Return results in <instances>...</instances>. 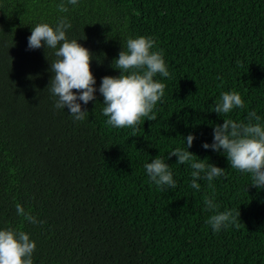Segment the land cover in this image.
<instances>
[{"label":"trees","instance_id":"obj_1","mask_svg":"<svg viewBox=\"0 0 264 264\" xmlns=\"http://www.w3.org/2000/svg\"><path fill=\"white\" fill-rule=\"evenodd\" d=\"M61 2L0 0V230L29 235L33 264H264V188L232 168L223 149L202 146L224 119L247 124L255 111L264 126V0H78L66 13ZM62 17L72 25L67 39L92 53L96 92L87 105L78 101L83 121L55 108L57 49L28 48L32 28H55ZM141 36L155 41L170 77H154L166 85L156 120L115 128L99 88L122 74L115 60ZM225 92L245 106L214 112ZM190 134L196 161L224 169L199 179V190L190 164L169 158L187 150ZM156 158L175 188L149 179L145 165ZM206 198L218 207L210 211ZM17 204L44 223L26 221ZM238 210V228L214 232L207 223Z\"/></svg>","mask_w":264,"mask_h":264},{"label":"clouds","instance_id":"obj_2","mask_svg":"<svg viewBox=\"0 0 264 264\" xmlns=\"http://www.w3.org/2000/svg\"><path fill=\"white\" fill-rule=\"evenodd\" d=\"M78 0H67L57 5L61 13L69 11L67 5H77ZM72 27L67 18H60L55 28L47 23H41L32 28L28 38L29 49L46 48L57 49L55 55L59 58L51 64V72L54 73L50 81L51 92L58 97L55 108L70 110L76 121H83L88 112L82 109L78 101L87 105L95 99L96 80L91 71L92 53L76 40L69 41L66 30ZM155 41L147 37H138L127 40V51L119 53L116 69L121 70L119 77L105 76L102 78L99 92L104 97L105 107L103 115L108 117L106 123L115 128H132L141 123L144 118L148 121L156 120L153 111L164 96V83L154 80L157 74L162 77H170V73L160 51H152ZM130 73V74H125ZM73 90H76L75 92ZM79 93V95H77ZM245 106L241 95L236 92H225L221 95L214 112L228 114L234 108ZM255 120L256 123H251ZM260 117L255 111L249 113V123H238L231 119H224L223 125H217L214 129V140L211 145L204 143L205 149L220 151L223 149L232 168L241 172L252 174V186L264 188V126L260 123ZM135 136V131L133 132ZM194 136L186 137L187 150L177 148L169 153L178 157V164L189 163L193 169L191 187L200 189L199 179L206 178L209 182L214 177L224 175V169L212 164H205L204 160L196 161V156L189 152L193 144ZM149 179L157 186L175 188L169 165L160 158L154 159L145 165ZM204 173V176H201ZM205 204L212 211L218 206L212 199L206 198ZM16 212L30 223H44L36 217L25 212L24 208L16 205ZM240 217V211H225L213 214L207 223L214 232L222 228L235 225ZM36 249V243L30 240L29 235L23 231L12 229L0 230V264H33L32 254Z\"/></svg>","mask_w":264,"mask_h":264}]
</instances>
